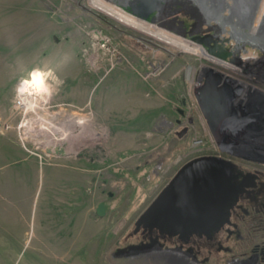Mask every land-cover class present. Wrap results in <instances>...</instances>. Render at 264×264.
<instances>
[{
	"label": "rangeland",
	"instance_id": "rangeland-1",
	"mask_svg": "<svg viewBox=\"0 0 264 264\" xmlns=\"http://www.w3.org/2000/svg\"><path fill=\"white\" fill-rule=\"evenodd\" d=\"M263 9L264 3L258 11ZM246 14L245 27L264 23ZM179 22L196 20L171 12L152 25L110 0H0V148L59 165L45 155V142L50 134L62 139V130L71 132L68 117L74 115L84 123L75 128L84 125V130L74 128L53 150L72 148L74 159L63 164L85 171L89 179L79 200L65 195L66 204L56 203L59 214L79 213L66 224L69 230L61 235L50 229L54 223L67 228L60 215L45 229L30 228L32 244L6 248L0 264H184L169 244L129 254L131 247L142 246L136 244L135 224L184 164L220 155L194 94L202 71L214 68L248 86L253 82L208 55L194 41L196 34L180 31ZM259 32L264 36L263 29ZM34 69L52 70L44 108L69 121L51 125L50 134L36 125L34 113L18 106L21 82ZM74 87L83 95L73 93ZM100 204L106 207L104 218L96 214Z\"/></svg>",
	"mask_w": 264,
	"mask_h": 264
},
{
	"label": "flooded vegetation",
	"instance_id": "flooded-vegetation-1",
	"mask_svg": "<svg viewBox=\"0 0 264 264\" xmlns=\"http://www.w3.org/2000/svg\"><path fill=\"white\" fill-rule=\"evenodd\" d=\"M211 2L176 0L168 10L174 14V11L183 12L190 19L196 20V23L189 25L179 22L180 31L185 35L188 32L196 34L195 38L205 43V51H210L211 57L225 59V63L235 69V75L241 77L239 72H242V76L245 75L253 82L245 88L238 78L229 76L234 81L231 85L237 94L236 103L252 98L257 100L258 110L253 115L255 118L252 123L264 135V43L249 38L248 26L239 25L236 19H231L228 9L224 8L221 15L215 14ZM226 12L229 15H225ZM172 20L175 25L176 19ZM205 25L208 30L203 28ZM202 75L200 87L194 89V94L205 85ZM187 131L188 128H184L183 133ZM257 148L264 150V142ZM219 157L225 162H231L233 171L230 197L218 223L205 232L189 231L175 236L160 230V224L136 222L133 234L139 235L136 244L143 246L137 253L161 249L169 244L176 249L174 252L179 253L178 257H181L184 264H261L264 260V234L260 232L264 226V153L249 160L222 154Z\"/></svg>",
	"mask_w": 264,
	"mask_h": 264
},
{
	"label": "water",
	"instance_id": "water-1",
	"mask_svg": "<svg viewBox=\"0 0 264 264\" xmlns=\"http://www.w3.org/2000/svg\"><path fill=\"white\" fill-rule=\"evenodd\" d=\"M132 1L131 4H119L141 19L147 20L154 12L152 23L160 17L161 11L158 9L149 13L141 11L148 0ZM194 41L198 45H205L198 38ZM207 53L212 55L210 51ZM202 72L205 85L195 91V98L219 154L249 160L264 153V150L257 148L264 142V135L252 123L253 115L258 110L257 100L252 98L236 103L237 94L231 85L234 82L231 77L214 68L207 67ZM46 152L48 156L58 158L67 156L64 148L47 149ZM232 171L233 164L221 160L219 156L199 157L187 162L141 215L139 224H160V230L175 236L189 231L201 233L213 228L227 207L232 189ZM96 214L99 218L105 217L104 204L98 206ZM142 249L143 246H133L128 253H137ZM122 252L126 253L127 250Z\"/></svg>",
	"mask_w": 264,
	"mask_h": 264
},
{
	"label": "crops",
	"instance_id": "crops-1",
	"mask_svg": "<svg viewBox=\"0 0 264 264\" xmlns=\"http://www.w3.org/2000/svg\"><path fill=\"white\" fill-rule=\"evenodd\" d=\"M72 91L80 95L84 93L80 87H74ZM79 123L84 124L82 121ZM73 125L71 128H75V124ZM83 127L85 128L84 125ZM48 138L45 137L46 140ZM64 149H66V157L58 158L45 154L60 161L59 165L48 166L43 165L41 160L34 156L17 155L18 151L13 148H0V256H5L6 250L10 247H29L32 244L31 232H28L30 228L40 230V226L44 228L48 221H52V225L59 215L62 216L61 220L65 225L69 223V219L73 222L74 217L78 220V212L71 210L67 216H64V211L60 214L55 212L56 203L63 205L66 200L63 196L70 195L71 202L74 198L79 200L81 192L84 195V187L89 180L84 174L85 171L80 172L78 168L63 164L65 161L74 159L72 157L74 154L71 153L72 148ZM66 227L57 228V224L54 223L50 229L61 231L62 235L64 231L70 229V225ZM16 231L20 233L17 234ZM55 237L58 238V234ZM46 243L43 242L42 245ZM2 248L5 249L2 250ZM25 253L26 250L23 249L20 255ZM10 259L9 262L15 261V258Z\"/></svg>",
	"mask_w": 264,
	"mask_h": 264
},
{
	"label": "bare ground",
	"instance_id": "bare-ground-1",
	"mask_svg": "<svg viewBox=\"0 0 264 264\" xmlns=\"http://www.w3.org/2000/svg\"><path fill=\"white\" fill-rule=\"evenodd\" d=\"M173 1H176V0H148L147 1L148 2V4H146L147 6H145L141 9V11L143 13H149V11H151L153 9H158L161 11L160 17L155 22L152 23L150 21V16L147 18V20L141 19V18L131 14L127 8H123L122 6H120V4L124 5L127 2H129V4H131L133 2L132 0H110V2L114 3L115 5H117L121 9H123L125 12H127L131 16L137 18L138 20H140L142 22L151 23L152 25H159L160 22H163L166 17L170 16L171 12H169L168 8H169L170 4L173 3ZM241 3L243 6L242 5L239 6V4H241ZM263 3H264V0H212L211 6L215 10L214 11L215 14L219 13L218 15H221L224 8L228 9L231 12L230 18L236 19V21L239 25L244 26V18H243L244 16L243 15L244 14L248 15V14H246L247 12H250L251 13L250 15H252L254 18L257 19L255 21H262L264 19V9L258 11V9L261 8V6H263ZM135 4L137 6H140L137 2H135ZM224 4L226 6H223ZM95 7L98 8V5L95 4ZM135 9H139V8H135ZM175 13L178 14V12H175ZM167 24L171 25L169 23H166L165 25H167ZM172 25H174V24H172ZM259 29L264 30V23L263 24H261V23L256 24L255 23L254 25L250 26V29H249L250 32L248 34V37L257 43H260V42L264 43V36L263 35H256V33H260ZM257 37L259 38V41L257 40ZM176 42L180 43V41H176ZM180 44L182 45V43H180ZM195 46H196V44H195ZM263 47H264V45H263ZM194 53L197 54L196 51H194ZM241 73L239 72L240 75H242ZM202 74H203V72H202ZM242 84H244V86H246V87H249L245 83H242ZM20 95H21V98L23 100L19 99L18 106L23 107V109L25 111H31L32 113H34L35 119H36V122H35L36 125L41 127L42 129H44L45 130L44 132H47V134L48 133L50 134L51 132H53V130L51 129V125H53V124L56 125V123H58V122H59L58 123L59 125H60V123L64 125L66 122H69V121L73 124H77L80 122V119L74 115L68 117V120H69L68 121L66 118L60 119V120L56 119L48 113V111L44 107L46 105V102H48V99L50 98V89H48L47 91H44V92H36L33 89L29 88L28 86H24L23 88H21ZM73 129H74V127L70 128L71 132H69V133H67L66 130H62V131H65V133H66L65 135L62 136L63 138L61 137L62 139H57V138L55 139L54 135H52L53 137L49 138L45 142V144H46L45 149H53L56 146L57 147L62 146L63 143H66V141H67L66 139H69L71 137L70 134L72 135ZM80 130H84V127L80 128ZM80 130L78 128V131H80ZM37 136H39V135H37ZM45 137H46V135H45ZM45 137H44V139H45Z\"/></svg>",
	"mask_w": 264,
	"mask_h": 264
},
{
	"label": "clouds",
	"instance_id": "clouds-1",
	"mask_svg": "<svg viewBox=\"0 0 264 264\" xmlns=\"http://www.w3.org/2000/svg\"><path fill=\"white\" fill-rule=\"evenodd\" d=\"M49 78H54L52 70L44 71L42 69H34L29 74V79L21 82V88L28 86L36 92L47 91L49 89V85L47 84Z\"/></svg>",
	"mask_w": 264,
	"mask_h": 264
}]
</instances>
